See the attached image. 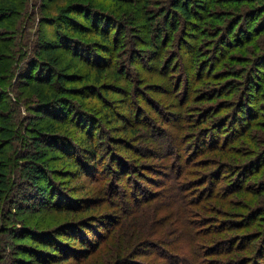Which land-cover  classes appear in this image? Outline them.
Returning a JSON list of instances; mask_svg holds the SVG:
<instances>
[{
	"label": "rangeland",
	"instance_id": "1",
	"mask_svg": "<svg viewBox=\"0 0 264 264\" xmlns=\"http://www.w3.org/2000/svg\"><path fill=\"white\" fill-rule=\"evenodd\" d=\"M194 3L0 0V264H264V0Z\"/></svg>",
	"mask_w": 264,
	"mask_h": 264
},
{
	"label": "trees",
	"instance_id": "2",
	"mask_svg": "<svg viewBox=\"0 0 264 264\" xmlns=\"http://www.w3.org/2000/svg\"><path fill=\"white\" fill-rule=\"evenodd\" d=\"M187 1L188 0H174V4L173 5L175 7L172 8V9L173 10L174 9L175 10H177V9L180 10L182 12V14H184L185 17L191 16V14H190L191 11H190L189 7H187ZM192 1L193 2L194 1H198L199 2V3H194V6H200V2H202V0H192ZM87 11H88V9L85 12H87ZM164 11H166V10H164ZM60 14L68 22L66 24H64V23L59 24V23L56 22L57 23L56 26H58L57 30H59L60 32L62 30L59 28V26H66V28L71 29L72 31H78V32H84V29L88 30L87 23H88V21L91 20V18H90V15H88L87 13L85 14V16H86V24L85 25H78L76 23L74 24L73 21H72V23H70V21L68 20L69 13L66 11L65 8H61ZM94 23L95 22L91 21L89 24L94 25ZM102 33H103L104 40L107 41V39L109 37L108 33L105 32V31H102ZM59 39H60L59 40L60 42H61V40H64V43H66V44H68L69 42H71V43L75 42V41H72V40L67 42L66 41V40H68L67 37H61V38L59 37ZM227 41H228V39H227ZM75 44H77V43H75ZM105 44H107V43H105ZM48 46H50V45L48 44ZM52 48L55 49L57 47L52 46ZM52 48L46 50L47 51V53H46L47 55H50L52 53V50H54ZM101 54H105V52L102 51ZM51 62H52L51 63L52 65H55L54 57H52ZM43 66H44V64H43ZM30 68L32 69V71H31L32 73L35 72L36 75L39 76V77H37V79L41 78V80H45V81H41L43 84L47 85L48 87L51 86V81H50L51 79H48V78L47 79H43L42 76L44 75V73L41 70L42 67L38 63H33V65ZM30 68H28V69H30ZM31 72H29V73L31 74ZM58 74H60L59 75L60 77H58V79L56 80V82L58 83L57 90H56V88L53 89V87L52 88L50 87L49 88L50 89V93L53 95L52 98L50 99L49 95L48 96L46 94L43 95L41 100H39L40 105L46 104L45 102H49V101L53 100V102L51 104H53V103L58 104L59 103L57 106H59V107H63L64 106L63 99H59V97L61 95L65 94V93L69 92V91H72L73 89L71 87H65L62 84L63 81L66 78V75L63 74V73H58ZM57 92H60V93H57ZM241 117L242 116L239 115V118H241ZM9 120L10 119H8V115L5 112L0 110V132L4 136H9L8 134H9V131L11 130L10 127H9V124H10ZM36 124H40V122L37 123V121H36V123H34V125H35L34 128H36ZM44 124H47V128L45 129V131L50 133V132H53L55 130V126H54L56 124L55 121L54 122L50 121V122H47V123L45 122ZM35 142H36L37 145H40V143H41L40 139H36ZM40 155H41V152L38 153L36 156L34 155L33 157H30L27 161H25L26 163L24 164V166L22 168V172L24 174V180H25L24 182L26 184L28 183L30 185V187H31V191H29L28 193H25V194H27L26 198L28 200L37 199V198H40L41 200H44L45 199V194L47 192V186L45 184H46V181L48 180L47 179L48 176L44 172V167L42 166L41 162L38 161L39 160L38 156H40ZM90 157H91V155H88V157L86 156V159L91 161ZM14 169H15L14 166L9 167L7 165H1L0 164V194H1V192H4V194L11 193V189H12V187L14 185L12 183V178L13 177H12L11 174H12ZM25 183H23V185H26Z\"/></svg>",
	"mask_w": 264,
	"mask_h": 264
}]
</instances>
